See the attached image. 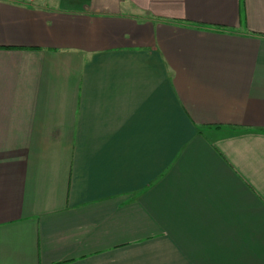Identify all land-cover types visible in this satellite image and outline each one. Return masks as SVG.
Segmentation results:
<instances>
[{"label": "crops", "instance_id": "0c3cea01", "mask_svg": "<svg viewBox=\"0 0 264 264\" xmlns=\"http://www.w3.org/2000/svg\"><path fill=\"white\" fill-rule=\"evenodd\" d=\"M0 264H264V0H0Z\"/></svg>", "mask_w": 264, "mask_h": 264}]
</instances>
